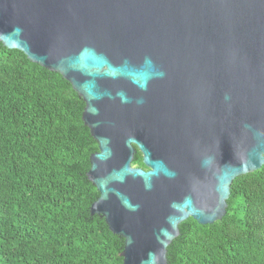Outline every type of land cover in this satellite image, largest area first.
<instances>
[{
	"label": "water",
	"instance_id": "obj_1",
	"mask_svg": "<svg viewBox=\"0 0 264 264\" xmlns=\"http://www.w3.org/2000/svg\"><path fill=\"white\" fill-rule=\"evenodd\" d=\"M0 41L84 100L122 264H168L180 223L221 219L264 164V0H0Z\"/></svg>",
	"mask_w": 264,
	"mask_h": 264
},
{
	"label": "trees",
	"instance_id": "obj_2",
	"mask_svg": "<svg viewBox=\"0 0 264 264\" xmlns=\"http://www.w3.org/2000/svg\"><path fill=\"white\" fill-rule=\"evenodd\" d=\"M85 102L60 73L0 41V264H122L124 238L91 213L98 142ZM133 165L146 168L137 149ZM227 212L188 217L168 264H264V164L237 176Z\"/></svg>",
	"mask_w": 264,
	"mask_h": 264
}]
</instances>
